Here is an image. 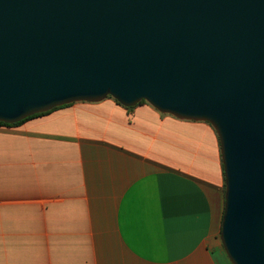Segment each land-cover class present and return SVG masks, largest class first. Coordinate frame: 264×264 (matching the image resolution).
<instances>
[{
    "label": "water",
    "instance_id": "water-1",
    "mask_svg": "<svg viewBox=\"0 0 264 264\" xmlns=\"http://www.w3.org/2000/svg\"><path fill=\"white\" fill-rule=\"evenodd\" d=\"M145 101L220 143V240L264 264V0H0V122Z\"/></svg>",
    "mask_w": 264,
    "mask_h": 264
},
{
    "label": "crops",
    "instance_id": "crops-1",
    "mask_svg": "<svg viewBox=\"0 0 264 264\" xmlns=\"http://www.w3.org/2000/svg\"><path fill=\"white\" fill-rule=\"evenodd\" d=\"M207 122L111 97L0 125V264H232Z\"/></svg>",
    "mask_w": 264,
    "mask_h": 264
},
{
    "label": "trees",
    "instance_id": "trees-1",
    "mask_svg": "<svg viewBox=\"0 0 264 264\" xmlns=\"http://www.w3.org/2000/svg\"><path fill=\"white\" fill-rule=\"evenodd\" d=\"M141 103H146L145 101H142ZM131 108V107H130ZM46 113V112H45ZM41 114H44V113H41ZM41 114H37V115H41ZM37 115H34V116H37ZM30 118V117H29ZM26 120V119H25ZM24 121V120H23ZM23 121H21V122H23ZM21 122H18V123H16V124H19V123H21ZM16 124H6V123H1L0 122V125H5V126H12V125H16ZM223 193H225V181H224V186H223ZM223 200H224V197H223ZM223 208H224V206H223Z\"/></svg>",
    "mask_w": 264,
    "mask_h": 264
}]
</instances>
